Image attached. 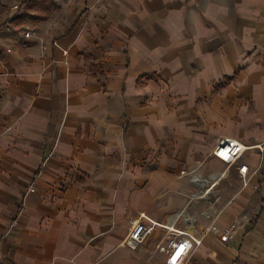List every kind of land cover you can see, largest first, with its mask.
Segmentation results:
<instances>
[{"label": "crops", "instance_id": "crops-1", "mask_svg": "<svg viewBox=\"0 0 264 264\" xmlns=\"http://www.w3.org/2000/svg\"><path fill=\"white\" fill-rule=\"evenodd\" d=\"M165 1L57 0L33 19L0 0V260L167 264L181 230L201 239L183 264H264L259 117H228L233 78L209 66L227 54L193 9L152 16ZM211 92L223 120L197 103ZM224 138L246 149L230 165L213 154ZM241 163L260 166L247 186ZM134 219L157 225L131 249Z\"/></svg>", "mask_w": 264, "mask_h": 264}, {"label": "rangeland", "instance_id": "rangeland-1", "mask_svg": "<svg viewBox=\"0 0 264 264\" xmlns=\"http://www.w3.org/2000/svg\"><path fill=\"white\" fill-rule=\"evenodd\" d=\"M6 11L12 9L14 4H18L16 11H23L25 15H31L34 11L35 18L39 19L48 16L57 10V0H4ZM166 4L161 6L160 13L152 16L160 18L167 13L178 12L187 13L191 9L195 14L202 17L200 20H192L193 25H204L212 31V50L215 54H227L223 61L211 60L210 68L212 72L225 68L226 73L231 75L233 80L227 96L229 108L228 117L235 122L242 117L245 112L255 113L259 121L255 126H259L261 132V142H264V0H166ZM3 22V21H1ZM0 22V24H1ZM231 65V66H230ZM230 66V67H229ZM223 74L213 81H222ZM221 92V91H220ZM209 97L200 96L197 103H203L208 98L209 108H206V118L210 120H223L226 118L225 112L218 110L222 96L213 95ZM226 99V100H227ZM224 130L235 129L231 122H226ZM230 123V124H229ZM225 127L227 129H225ZM264 147V144H261ZM248 153L247 160L252 162L254 157ZM218 168L227 169L228 165L219 163ZM199 193V192H198Z\"/></svg>", "mask_w": 264, "mask_h": 264}, {"label": "built area", "instance_id": "built-area-1", "mask_svg": "<svg viewBox=\"0 0 264 264\" xmlns=\"http://www.w3.org/2000/svg\"><path fill=\"white\" fill-rule=\"evenodd\" d=\"M14 10L18 9V4L12 6ZM30 34L29 31L25 32V36L28 37ZM262 153H264V147L262 145H257ZM246 149L244 146H241V143L233 138H224L219 141L218 145L215 147L213 154L222 162L230 165L235 163L244 153ZM264 164V155L261 156L260 166ZM260 166L258 168H260ZM258 168L254 169L249 174V167L247 163H241L238 166V170L243 181V185L247 186L250 182V179L253 175L256 174ZM182 174L185 173L184 170L181 171ZM193 181L196 180V177L191 178ZM255 188L258 185H254ZM157 223L151 221L150 223H145L140 219H134L131 221V228L129 234L126 238V245L131 249H135L142 241H144L150 232L153 230L154 226ZM173 234V235H172ZM235 235L234 225L224 228L220 240L227 241L233 239ZM168 244L166 247H162L167 253V264H183V259L186 254L194 247L201 243L200 238H196L189 233H186L181 230H173L171 235H168ZM0 264H7L6 262L0 260ZM9 264V263H8Z\"/></svg>", "mask_w": 264, "mask_h": 264}, {"label": "trees", "instance_id": "trees-1", "mask_svg": "<svg viewBox=\"0 0 264 264\" xmlns=\"http://www.w3.org/2000/svg\"><path fill=\"white\" fill-rule=\"evenodd\" d=\"M224 79H225L224 83L221 82V83L218 84V86H221V85L223 86L224 84H227L228 82H230V78L229 77H225Z\"/></svg>", "mask_w": 264, "mask_h": 264}, {"label": "bare ground", "instance_id": "bare-ground-1", "mask_svg": "<svg viewBox=\"0 0 264 264\" xmlns=\"http://www.w3.org/2000/svg\"><path fill=\"white\" fill-rule=\"evenodd\" d=\"M243 147V145H241ZM245 148V147H244Z\"/></svg>", "mask_w": 264, "mask_h": 264}]
</instances>
